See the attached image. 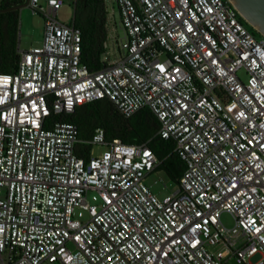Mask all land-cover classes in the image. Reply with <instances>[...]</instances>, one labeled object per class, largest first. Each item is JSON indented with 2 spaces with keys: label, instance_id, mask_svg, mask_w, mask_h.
<instances>
[{
  "label": "built area",
  "instance_id": "1",
  "mask_svg": "<svg viewBox=\"0 0 264 264\" xmlns=\"http://www.w3.org/2000/svg\"><path fill=\"white\" fill-rule=\"evenodd\" d=\"M114 1L121 52L101 67L45 0L40 43L0 70V264H264V36L229 0ZM99 97L123 116L151 110L184 162L173 191L143 181L158 162L145 143L95 126L85 142L106 147L74 152L76 124L54 114Z\"/></svg>",
  "mask_w": 264,
  "mask_h": 264
},
{
  "label": "trees",
  "instance_id": "2",
  "mask_svg": "<svg viewBox=\"0 0 264 264\" xmlns=\"http://www.w3.org/2000/svg\"><path fill=\"white\" fill-rule=\"evenodd\" d=\"M22 1L0 0L1 71H11L18 56L14 47L13 33H8V30H13L15 19V8L10 6ZM72 5L71 24L78 27L80 31V60L90 70L97 69L105 63L101 59V54L105 51L106 38L104 1L72 0ZM248 26L252 32H257L249 24ZM54 116L76 124L77 136L81 141L75 143L74 152L83 158H87L90 146V143L85 140L90 137L95 126H101L107 140L117 136L127 143H145L149 146L158 160L154 168L164 170L166 175L175 182L184 168L183 160L174 150L173 139L163 138L158 134V122L147 106L138 108L128 116H123L109 99L99 97L75 105L69 113L54 114Z\"/></svg>",
  "mask_w": 264,
  "mask_h": 264
},
{
  "label": "rangeland",
  "instance_id": "3",
  "mask_svg": "<svg viewBox=\"0 0 264 264\" xmlns=\"http://www.w3.org/2000/svg\"><path fill=\"white\" fill-rule=\"evenodd\" d=\"M19 7L15 8V19L13 30L9 29L8 33H13L14 47L17 50L26 49L30 46L37 45L40 43L43 29V16L37 10L36 5L43 6L45 0H37L35 3V11H32L29 3L23 0ZM20 4V3H18ZM105 8L107 11L106 29L107 36L104 41L105 52L101 55L106 61H110L121 52L119 47V41L122 36V29L118 21V11L114 0H104ZM73 15L72 0H61L59 7L56 9L55 17L62 22H71ZM237 18L241 23L247 27L248 24L243 20L242 17L237 15ZM255 36H259L257 32H253ZM237 75L241 80H245L246 72L243 68L236 70ZM106 147L105 144L92 142L89 146V155H98L101 150ZM143 181L150 187V189L157 195L162 196L168 192H171L176 187V182L168 177L164 170L159 168H153L150 172L143 176ZM85 200L89 204H98L99 197L94 189H87L85 191ZM72 217L79 220H85L88 218L87 211L79 206H74L71 212ZM221 222L229 226L232 224V218L226 211H222L219 216ZM259 253L250 255L247 259L253 263L259 258ZM229 264H243L236 262L234 257L229 258ZM40 264H54L52 262H41Z\"/></svg>",
  "mask_w": 264,
  "mask_h": 264
},
{
  "label": "water",
  "instance_id": "4",
  "mask_svg": "<svg viewBox=\"0 0 264 264\" xmlns=\"http://www.w3.org/2000/svg\"><path fill=\"white\" fill-rule=\"evenodd\" d=\"M237 13L259 34L264 36V0H229ZM24 3L14 4L17 8Z\"/></svg>",
  "mask_w": 264,
  "mask_h": 264
},
{
  "label": "crops",
  "instance_id": "5",
  "mask_svg": "<svg viewBox=\"0 0 264 264\" xmlns=\"http://www.w3.org/2000/svg\"><path fill=\"white\" fill-rule=\"evenodd\" d=\"M104 1V0H103ZM107 16H108V14H107V11H106V20H107ZM106 20H105V25H106ZM105 29H106V26H105ZM106 36H107V29H106ZM105 41V40H104ZM104 46H105V44H104ZM105 52V51H104Z\"/></svg>",
  "mask_w": 264,
  "mask_h": 264
},
{
  "label": "flooded vegetation",
  "instance_id": "6",
  "mask_svg": "<svg viewBox=\"0 0 264 264\" xmlns=\"http://www.w3.org/2000/svg\"><path fill=\"white\" fill-rule=\"evenodd\" d=\"M1 9H4V7H1Z\"/></svg>",
  "mask_w": 264,
  "mask_h": 264
}]
</instances>
